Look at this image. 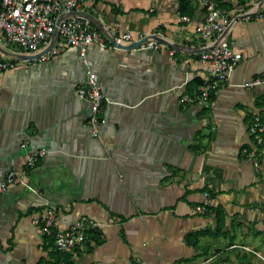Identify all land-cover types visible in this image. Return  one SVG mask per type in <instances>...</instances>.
<instances>
[{
    "label": "crops",
    "instance_id": "crops-1",
    "mask_svg": "<svg viewBox=\"0 0 264 264\" xmlns=\"http://www.w3.org/2000/svg\"><path fill=\"white\" fill-rule=\"evenodd\" d=\"M219 3L229 10L225 38L242 59L203 105L182 99L206 74L198 55L208 42L194 33L199 5L190 2L183 20L178 0H84L74 14L88 17L108 46L87 51L105 97L97 134L88 102L76 95L86 77L77 48L63 45L40 61L58 38L35 53L0 43V59L14 62L0 71V179L23 171L30 186L15 184L0 198V264H54L33 220L47 206L60 228L80 217L96 222L99 242L68 253L75 264H208L240 247L242 256L264 260V140L255 144L248 132L254 115L264 120V88L240 86L264 73V0ZM125 31H157L162 46L119 47L136 42H117ZM23 142L47 150L32 168ZM245 147L255 154L244 155ZM204 189L211 210L196 214ZM217 206L224 224L198 243L225 247L205 259L184 236L214 231Z\"/></svg>",
    "mask_w": 264,
    "mask_h": 264
},
{
    "label": "built area",
    "instance_id": "built-area-1",
    "mask_svg": "<svg viewBox=\"0 0 264 264\" xmlns=\"http://www.w3.org/2000/svg\"><path fill=\"white\" fill-rule=\"evenodd\" d=\"M199 5L203 11V20L194 29L195 35L208 45L199 53L198 62L206 73L200 87L193 93H184L182 99L189 104L206 103L211 105L210 92L216 96L219 89L229 80L231 73L242 59V55L235 51L225 38L227 27L230 25L229 10L220 6V0H189ZM84 0H0V43L6 48H16L19 51L35 53L51 43L52 39H59L50 45L46 53L37 58L40 61L54 55L63 45L77 48L81 63L84 65L86 77L77 86L76 95L88 102V122L92 133L99 132V125L103 123L100 111L105 100L101 87L92 69L93 62L87 55L89 45L95 44L102 48L108 47L101 33L93 26L92 21L83 15L74 14ZM187 16L182 15L183 20ZM157 31L152 33L139 32L133 35L125 31L116 39L117 42L129 43L142 41L136 49H159L162 44L155 38ZM149 37V38H148ZM148 38V39H147ZM146 39V40H144ZM216 39L214 42L213 40ZM14 67V62L0 59V71ZM240 86L246 88H264V73H261ZM248 132L255 144L264 140V120L254 115L248 125ZM27 142L20 146L26 150ZM255 148H243L242 153L247 157L255 154ZM47 153L45 148L26 150L25 167L32 168L38 160ZM23 171L9 170L0 179V198L2 194L15 184L30 186L24 182ZM206 200L193 206L196 214L209 211V195L205 192ZM34 223L41 234L51 239L53 246L65 253H72L85 240L86 233L96 228V222L87 217H80L65 228H60L56 220V208L47 206L36 212ZM23 264V263H20Z\"/></svg>",
    "mask_w": 264,
    "mask_h": 264
},
{
    "label": "trees",
    "instance_id": "trees-1",
    "mask_svg": "<svg viewBox=\"0 0 264 264\" xmlns=\"http://www.w3.org/2000/svg\"><path fill=\"white\" fill-rule=\"evenodd\" d=\"M248 0H238L240 4H245ZM190 1L189 0H178V11L181 15L184 14H190L191 13V7L189 5ZM201 84V81L197 82L195 85L192 87H197L198 85ZM192 87L188 84L187 85V90L186 93H191ZM215 96L213 95V92H210V99L213 100ZM211 197L210 192L207 189H204ZM211 210V207L209 208V211ZM213 211L215 212V219H216V229L214 231H211L210 229H203V230H196V231H191L185 234L184 236V242L185 244L192 246L194 248H199L200 243H198L199 238L204 235H211L215 234L218 232L217 228H220L224 224V212L223 209L219 206L214 207ZM206 214V213H205ZM99 236H100V231L97 230V228L90 229L86 233V237L84 242H87V240H92L95 243L99 242ZM45 237V236H44ZM48 240V245L52 246V254L56 255L54 258V264H75L73 260H71V257L68 253L61 252L57 250L51 241L50 238L45 237ZM83 242V243H84ZM88 244V243H87ZM228 246V245H227ZM217 251H220L221 249L217 248ZM132 264V263H131Z\"/></svg>",
    "mask_w": 264,
    "mask_h": 264
},
{
    "label": "rangeland",
    "instance_id": "rangeland-1",
    "mask_svg": "<svg viewBox=\"0 0 264 264\" xmlns=\"http://www.w3.org/2000/svg\"><path fill=\"white\" fill-rule=\"evenodd\" d=\"M203 105H204V103H203ZM238 244L239 245H243V243H238ZM224 247H225V245H219V246L215 247L214 249L207 251L206 249L204 250L202 248L201 244H200V248H196V249H198L200 251L201 248H202L201 253L198 254V255L203 257V258H205V259H207L210 256H213L217 252V250H216L217 248L222 249ZM234 249H237V253H235ZM234 249L228 251V254L225 253L224 257L220 256L219 259L218 258L217 259H213L208 264H264V260H262V259H259V261L256 263V262L252 261L253 259L251 257H247V254L242 256L241 255V251L245 250L242 247L234 248ZM245 253H247V252L245 251ZM250 254L253 255L252 253H250ZM194 260H195L194 258L191 259V261H194ZM188 264H196V263L194 261V262H189Z\"/></svg>",
    "mask_w": 264,
    "mask_h": 264
},
{
    "label": "water",
    "instance_id": "water-1",
    "mask_svg": "<svg viewBox=\"0 0 264 264\" xmlns=\"http://www.w3.org/2000/svg\"><path fill=\"white\" fill-rule=\"evenodd\" d=\"M149 38V37H148ZM147 38V39H148ZM144 40H146V39H144ZM142 41H136V42H133V43H131L130 45H127V46H124V45H117V46H119V47H123V48H135V47H137L140 43H141Z\"/></svg>",
    "mask_w": 264,
    "mask_h": 264
}]
</instances>
